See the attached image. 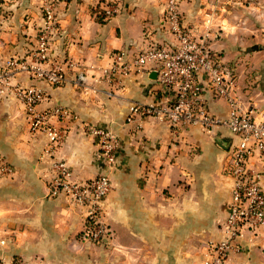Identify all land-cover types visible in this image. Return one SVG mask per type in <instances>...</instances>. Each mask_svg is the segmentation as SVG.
Returning a JSON list of instances; mask_svg holds the SVG:
<instances>
[{"label": "crops", "instance_id": "crops-1", "mask_svg": "<svg viewBox=\"0 0 264 264\" xmlns=\"http://www.w3.org/2000/svg\"><path fill=\"white\" fill-rule=\"evenodd\" d=\"M0 68L14 57L31 63L43 23L44 0H1ZM57 30L50 61L65 81L52 86L16 70L0 83V154L14 174L0 179V259L25 264H202L208 244L224 238L232 180L224 172L237 137L223 125L174 132L164 119L132 111L136 105H166L169 97L149 65L105 76L114 55L123 62L150 45L174 42L163 15L167 0H53ZM116 12L106 15L103 5ZM181 22L206 34L209 48L236 73L234 92L256 118L264 112V0H177ZM102 13L101 20L98 14ZM47 66V65H43ZM36 86L45 98L38 110L60 105L67 117L49 122L63 132L55 150L47 136L32 133L18 87ZM207 110L226 118L228 104L203 94ZM85 125L117 137L114 167L98 156ZM63 160L74 178L107 174L110 190L102 217L110 230L101 244L80 238L86 207L64 193L50 194ZM264 191V165L257 164ZM230 264H264V236L244 234Z\"/></svg>", "mask_w": 264, "mask_h": 264}, {"label": "built area", "instance_id": "built-area-1", "mask_svg": "<svg viewBox=\"0 0 264 264\" xmlns=\"http://www.w3.org/2000/svg\"><path fill=\"white\" fill-rule=\"evenodd\" d=\"M107 3L102 9L106 15L116 12ZM43 23L38 31L35 59L12 58L0 68V83H6L8 76L16 70H26L35 79L57 86L65 81L64 72L59 65L50 61L52 35L57 30L53 0H44ZM107 17V16H106ZM1 20V19H0ZM168 25L174 42L150 45L137 53L131 65L123 62L124 52L113 57L116 62L105 76L124 73L133 66L136 70L149 65L155 72V79L169 97L166 105H136L132 111L164 119L174 132L198 125L208 133L216 125H223L237 137L228 149L224 162V172L232 180L227 215L223 228V239L208 244L207 257L202 264H230L229 257L239 251V239L248 234L256 238L264 236V191L260 183L257 164L264 165V112L260 118L254 116L252 109L244 108L236 96V73L232 66L221 61L206 42V34H197L181 22L177 0H167L163 20ZM1 22V21H0ZM47 66H43V65ZM209 90L214 97L224 98L228 104V114L218 119L207 110L203 94ZM23 102L32 133L42 131L47 136L46 152L51 154L63 139V132L49 122V118L67 117L68 110L60 105L38 110L37 104L45 95L36 86L16 88ZM85 131L96 138L98 156L107 167L112 168L117 161L119 142L107 128L85 125ZM55 175L50 182V194L64 193L72 202L86 207L84 224L80 238L94 244H101L110 230L102 217L101 202L110 190L107 174H99L88 180L73 177L70 168L63 160L52 163ZM14 174L12 165L0 154V179ZM0 264H25L22 261Z\"/></svg>", "mask_w": 264, "mask_h": 264}, {"label": "rangeland", "instance_id": "rangeland-1", "mask_svg": "<svg viewBox=\"0 0 264 264\" xmlns=\"http://www.w3.org/2000/svg\"><path fill=\"white\" fill-rule=\"evenodd\" d=\"M1 0H0V24L4 21V19H5V15H4V8H2V6H1ZM264 43V42H263ZM12 58H14V57H12ZM12 58H10V59H12ZM9 59V60H10ZM3 68V67H2Z\"/></svg>", "mask_w": 264, "mask_h": 264}, {"label": "trees", "instance_id": "trees-1", "mask_svg": "<svg viewBox=\"0 0 264 264\" xmlns=\"http://www.w3.org/2000/svg\"><path fill=\"white\" fill-rule=\"evenodd\" d=\"M102 16H103L102 13L99 12L98 19L101 20L100 18H102Z\"/></svg>", "mask_w": 264, "mask_h": 264}, {"label": "water", "instance_id": "water-1", "mask_svg": "<svg viewBox=\"0 0 264 264\" xmlns=\"http://www.w3.org/2000/svg\"><path fill=\"white\" fill-rule=\"evenodd\" d=\"M155 73H153V75H154ZM155 76V75H154Z\"/></svg>", "mask_w": 264, "mask_h": 264}]
</instances>
